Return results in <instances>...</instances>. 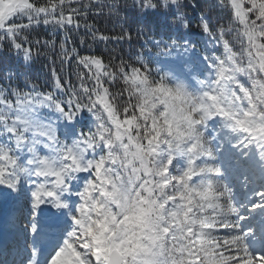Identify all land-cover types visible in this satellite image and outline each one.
I'll return each instance as SVG.
<instances>
[{"label": "snow or ice", "instance_id": "6c2138e0", "mask_svg": "<svg viewBox=\"0 0 264 264\" xmlns=\"http://www.w3.org/2000/svg\"><path fill=\"white\" fill-rule=\"evenodd\" d=\"M135 5L155 54L106 60L68 46L81 28L131 41L88 23L101 0H0V51L76 66L46 91L0 87L11 264H264V0H217L231 26L201 14L198 32V0ZM41 26L65 33L58 51Z\"/></svg>", "mask_w": 264, "mask_h": 264}, {"label": "trees", "instance_id": "16d2710c", "mask_svg": "<svg viewBox=\"0 0 264 264\" xmlns=\"http://www.w3.org/2000/svg\"><path fill=\"white\" fill-rule=\"evenodd\" d=\"M87 2V0H85ZM106 6L101 15H96L95 10L90 13L88 23L94 25L95 29L103 32L105 35H120L123 31H130L131 41L112 42H94L86 34V30L81 28L78 32L70 34L69 47L75 46L82 54L94 50L95 54H102L107 60L110 55H122L125 59L129 56L135 58L138 54L154 55L156 49L150 43L145 44V34L154 35L160 39V35L155 31L148 33L144 27L145 20L140 16L135 0H101ZM199 7L193 11L191 7L186 9L190 17H193L194 32L196 19L204 14L210 16L213 24L230 27L229 16L226 10L217 7V0H198ZM115 5V8L109 6ZM153 27L155 24L153 23ZM65 33L53 32L45 29L43 26L36 29L31 34L33 40H51L55 39L57 51L60 42L64 39ZM85 43L81 44V39ZM167 39V36L164 37ZM151 49V53H149ZM41 55H35L30 62H25L21 56L14 51L5 48L0 51V87H19L20 89H30L35 86L42 91L49 90L52 84V69L55 67L57 73L67 78L69 75L75 79L76 66L75 62L71 65H61L57 56L51 49L41 48Z\"/></svg>", "mask_w": 264, "mask_h": 264}, {"label": "rangeland", "instance_id": "374dc122", "mask_svg": "<svg viewBox=\"0 0 264 264\" xmlns=\"http://www.w3.org/2000/svg\"><path fill=\"white\" fill-rule=\"evenodd\" d=\"M198 39V36H194ZM237 47H239L237 45ZM13 206V207H12ZM19 213L15 211V206L11 202L0 201V234L3 237V243H10L9 255L17 253L19 258V250L23 246L24 240L22 236L18 237Z\"/></svg>", "mask_w": 264, "mask_h": 264}, {"label": "bare ground", "instance_id": "6f19581e", "mask_svg": "<svg viewBox=\"0 0 264 264\" xmlns=\"http://www.w3.org/2000/svg\"><path fill=\"white\" fill-rule=\"evenodd\" d=\"M12 207H13V206H12ZM1 244H2V246H1ZM7 246H8V244H5V245L3 246V243H0V248H2V247H7ZM2 257H7V253H6V251H4L2 255H0V258H2ZM4 260H5V259H4ZM11 261H12V260L8 259V264H11Z\"/></svg>", "mask_w": 264, "mask_h": 264}]
</instances>
